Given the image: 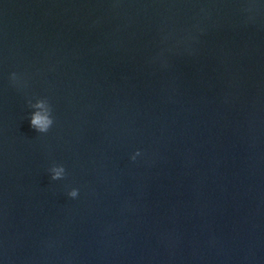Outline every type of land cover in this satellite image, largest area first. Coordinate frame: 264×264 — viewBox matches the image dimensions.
I'll return each mask as SVG.
<instances>
[{
  "label": "water",
  "instance_id": "water-1",
  "mask_svg": "<svg viewBox=\"0 0 264 264\" xmlns=\"http://www.w3.org/2000/svg\"><path fill=\"white\" fill-rule=\"evenodd\" d=\"M0 264H264V0H0Z\"/></svg>",
  "mask_w": 264,
  "mask_h": 264
},
{
  "label": "clouds",
  "instance_id": "clouds-1",
  "mask_svg": "<svg viewBox=\"0 0 264 264\" xmlns=\"http://www.w3.org/2000/svg\"><path fill=\"white\" fill-rule=\"evenodd\" d=\"M13 79H15V74H13ZM44 100L37 101L35 104H32L31 107L36 109H42L43 111H36L32 113L30 118L31 126L39 133H46L53 125V119L51 117V108ZM136 155H139L137 152L132 159L135 160ZM51 172V179L52 180H60L64 178L65 169L61 166H53L49 170ZM68 195L71 198H76L78 196V189H72Z\"/></svg>",
  "mask_w": 264,
  "mask_h": 264
}]
</instances>
